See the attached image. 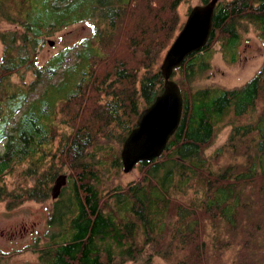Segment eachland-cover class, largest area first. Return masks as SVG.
Segmentation results:
<instances>
[{"label":"trees","instance_id":"trees-1","mask_svg":"<svg viewBox=\"0 0 264 264\" xmlns=\"http://www.w3.org/2000/svg\"><path fill=\"white\" fill-rule=\"evenodd\" d=\"M181 1L172 0L166 15L157 0H0V21L19 28L0 33V201L14 208L49 197L65 164L57 169L53 146L63 144L71 161V194L49 223L62 230L32 247L40 264H153L157 256L223 264L232 250L228 264H264V65L240 87L193 83L210 68L214 40L236 60L243 22L264 43V0H219L208 43L173 73L180 71L184 98L178 129L159 157L136 166L137 179L113 182L123 169L114 145H123L163 91L159 62L183 26L175 30L172 14ZM79 22L91 34L77 59L70 61L74 47L66 46L40 64L46 38ZM227 123V142L207 155ZM18 166L36 177L33 186L8 188L5 175ZM213 227L225 238L216 230L209 239Z\"/></svg>","mask_w":264,"mask_h":264},{"label":"rangeland","instance_id":"rangeland-1","mask_svg":"<svg viewBox=\"0 0 264 264\" xmlns=\"http://www.w3.org/2000/svg\"><path fill=\"white\" fill-rule=\"evenodd\" d=\"M171 2L172 0H157L159 6L163 7L162 11H165L166 15L169 14V6L167 5L171 4ZM201 3L205 2H203V0H182L179 5L175 9H173L172 14H175L178 20V23H176L175 26V30H177L180 24L183 25L185 23L190 9L193 6ZM149 6H151V4ZM160 10V8L155 9L156 12H159ZM164 19L165 18H163V20ZM169 21L170 20H168V22ZM15 29H19L17 23H12L6 20L0 21V33L5 30ZM240 29L242 33V41L235 49L236 60L233 62L230 61V59L232 58L231 52H229V55L227 56L226 50L224 49L222 43L220 41L214 40V42H212L210 45V49L213 50V55L210 60V68L200 74L201 76L199 78H195L193 82L194 85L201 87L216 86L221 88L240 87L263 67L264 43L259 37V31L255 28V26L248 22H243L240 26ZM90 34L91 27L83 22L69 25L64 29L57 31L52 36L46 38L45 44L39 50L38 62L40 64H44L52 54L58 52L66 46L74 47L72 49L70 61L72 62L76 60L77 57L75 55V52L78 48H80V42ZM49 40H54V45L51 46L48 43ZM3 50L4 45L0 39V61L3 55ZM166 52L163 54L159 62L160 65L162 64ZM100 70L102 71V66L100 67ZM181 78L182 76L180 74V71L178 70L175 73L174 79L179 81ZM13 79L17 81L20 80L19 76L17 75H14ZM25 79L27 82L32 79L30 72H26ZM232 119L233 117L230 116L227 122H230ZM236 122H241V120L239 119ZM232 128L233 126L227 123L219 129L213 142L205 150L207 155L214 154L217 148L225 145L232 131ZM3 144L4 143L0 144V150L2 149ZM63 146V144H57L56 146H53V152H57L54 162L57 165L58 169L61 168V161H64V167L63 169L59 170V173H57V175L65 173L69 177L71 161L68 160L69 156L64 152L65 147L63 148ZM117 146L118 145H114V148L115 150H120V154L122 146ZM62 151L64 152V154L62 153ZM101 156L102 154L101 152H99L97 156L93 157L97 158L98 160ZM51 161H49L48 165H46L45 168H48V166L52 164ZM226 162H228V160H223L221 162V165ZM24 168L25 167L23 166H18L13 171L9 172V174L5 175V184L9 189L18 188V190H21L22 188L31 187L35 184L36 177L24 176L22 173V170ZM139 175L140 170L138 169V167H135V169L129 173H125L122 169L119 172V175L113 178V182L114 184L125 185L137 179ZM68 182L64 187L61 196L57 200L53 199L51 196V187L54 183L52 182L50 184L49 197L44 201L29 200L21 203L19 206L14 208H8V204L6 201H0V264H40L38 254L36 252H33L32 247L38 240H47L52 234H58L62 230L59 227L60 224H58L57 222L54 225L55 227H52L49 223L54 217V211L57 203L61 202L60 205H65V199L71 194V187L70 183ZM111 182L112 180L110 181L106 179L107 184H110ZM260 208L264 210V206ZM26 230L28 232H26ZM216 230H218L221 238H225V230H219V227H213V229L209 230V239L216 235ZM236 255V250L226 252L227 259H224L225 262L223 264H228L230 260L236 257ZM220 262V260L211 259L210 264H220ZM152 263L171 264L170 262L159 256L155 257ZM127 264L134 263L127 262Z\"/></svg>","mask_w":264,"mask_h":264},{"label":"water","instance_id":"water-1","mask_svg":"<svg viewBox=\"0 0 264 264\" xmlns=\"http://www.w3.org/2000/svg\"><path fill=\"white\" fill-rule=\"evenodd\" d=\"M219 0H209L193 6L188 17L167 50L161 64L164 78L163 91L153 103L144 108L136 126L126 137L120 152L123 170L129 173L140 162H150L165 150L178 129L183 113L184 98L173 73L188 56L202 50L213 31V18ZM48 43L54 45V40ZM68 175L59 174L51 187V196L57 199L67 185Z\"/></svg>","mask_w":264,"mask_h":264},{"label":"flooded vegetation","instance_id":"flooded-vegetation-1","mask_svg":"<svg viewBox=\"0 0 264 264\" xmlns=\"http://www.w3.org/2000/svg\"><path fill=\"white\" fill-rule=\"evenodd\" d=\"M63 189H64V188H63ZM63 189H62V191H63ZM61 193H62V192H61ZM60 196H61V194H60ZM60 196H59V197H60ZM59 197H58V198H59ZM58 198H57V199H58ZM57 199H55V200H57ZM52 227H53V226H52ZM54 227H55V226H54ZM26 232H28V231L26 230Z\"/></svg>","mask_w":264,"mask_h":264}]
</instances>
